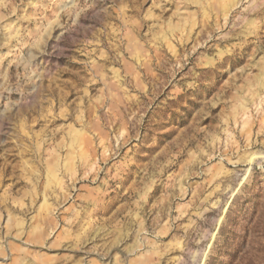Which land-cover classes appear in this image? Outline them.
<instances>
[{
	"label": "rangeland",
	"instance_id": "1",
	"mask_svg": "<svg viewBox=\"0 0 264 264\" xmlns=\"http://www.w3.org/2000/svg\"><path fill=\"white\" fill-rule=\"evenodd\" d=\"M0 264H264V0H0Z\"/></svg>",
	"mask_w": 264,
	"mask_h": 264
}]
</instances>
